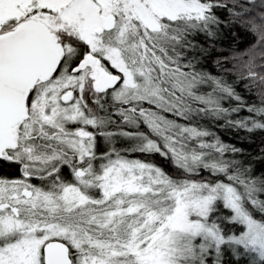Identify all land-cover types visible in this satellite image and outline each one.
<instances>
[{
	"label": "snow or ice",
	"instance_id": "obj_1",
	"mask_svg": "<svg viewBox=\"0 0 264 264\" xmlns=\"http://www.w3.org/2000/svg\"><path fill=\"white\" fill-rule=\"evenodd\" d=\"M0 161V264H264V0H0Z\"/></svg>",
	"mask_w": 264,
	"mask_h": 264
},
{
	"label": "trees",
	"instance_id": "obj_2",
	"mask_svg": "<svg viewBox=\"0 0 264 264\" xmlns=\"http://www.w3.org/2000/svg\"><path fill=\"white\" fill-rule=\"evenodd\" d=\"M221 135V138L224 139L226 142L229 143H235V137L232 133H226V132H220L219 133ZM241 135H243V133H241ZM255 139V138H254ZM257 144H252L251 147L252 148H257ZM154 160H156V162H160V158L159 157H153ZM0 171H14V167L8 165L7 163H5L4 161H0Z\"/></svg>",
	"mask_w": 264,
	"mask_h": 264
}]
</instances>
